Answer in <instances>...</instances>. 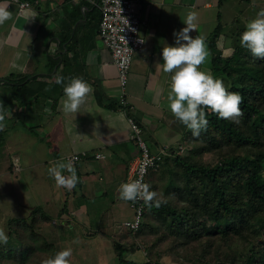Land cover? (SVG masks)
Instances as JSON below:
<instances>
[{
	"label": "crops",
	"instance_id": "1",
	"mask_svg": "<svg viewBox=\"0 0 264 264\" xmlns=\"http://www.w3.org/2000/svg\"><path fill=\"white\" fill-rule=\"evenodd\" d=\"M27 1L31 6L21 10L0 0L12 13L0 25V108L6 113L0 130V227L10 240V224L31 218L37 209L49 217L43 227L58 223L50 212L58 213L65 227L74 221L93 227L91 211L100 204L105 206L95 229L104 225L110 235H119L116 242L125 244L123 223L131 220L128 209H134L131 201L120 198L118 187L130 182L129 167L138 148L119 105L117 67L98 33L99 0ZM135 1L145 45L134 57L127 94L135 107L131 115L152 152L158 153L164 145L176 149L190 131L168 108L171 74L155 71L162 48L174 43L173 31L185 27L187 12L196 13V30L189 35L205 37L208 56L200 68L214 75V55L231 56L264 0ZM57 73L66 78L65 84L82 77L91 85L77 113L63 111V84L55 83ZM96 152L105 158L96 159ZM73 153L85 156L73 164L80 179L67 190L56 185L48 169L67 162ZM121 226L124 233L118 230Z\"/></svg>",
	"mask_w": 264,
	"mask_h": 264
},
{
	"label": "rangeland",
	"instance_id": "2",
	"mask_svg": "<svg viewBox=\"0 0 264 264\" xmlns=\"http://www.w3.org/2000/svg\"><path fill=\"white\" fill-rule=\"evenodd\" d=\"M238 45L240 47L236 53L239 52V56L243 55L244 60L252 63L255 58L250 51L244 48V53H241L243 47L240 43ZM253 97L255 98V94ZM241 117L239 118L240 122ZM240 122L237 124L244 130ZM186 145L187 147L185 146V150L181 154L182 157L193 159L198 163L214 165L227 157H254L260 152H264V137L242 143L229 140L228 137L221 135L211 127L208 132L203 130L199 137H193L191 133ZM152 182L153 185L157 183L155 188L157 198L166 199L168 203L179 209L186 205L184 199L180 200L182 193L185 199L190 198L191 190L198 187L200 183L197 178L189 177L182 167L176 165L172 160L154 172ZM235 186L236 182L232 181L230 190H235ZM238 195L244 196L245 194ZM239 203H242L241 208L244 211L253 204V200L245 196V198L239 199ZM93 206H97L99 209L91 211L93 227L91 224L82 227L85 224L81 226L76 221L72 226L65 227L61 223L60 216L55 212L49 214L52 218L58 219V223L49 222L46 227L41 228L40 235L36 231L33 232L31 228L23 226L26 230L25 237H35L39 249L30 252L29 257L22 264H44V261L54 256L56 252L67 247L72 248L71 264H121L114 246V243L120 240L119 235H110L104 225L101 230L94 227L99 222V214L105 205L96 204ZM253 210L244 212L241 234H236L232 230L229 233L205 236L197 241L189 240L176 228H170V219L163 215L149 213L145 217V227L136 238L133 237L134 234L131 231L126 230L127 235L121 237V240L126 238V245L132 243L133 250L136 251L132 256L138 263L159 259L163 264H244L247 262L264 264V212L262 209L258 214H255ZM134 217L135 211L128 209L127 218L134 219ZM28 220L27 217L26 221ZM230 225L233 228L240 227V224L236 222H231ZM121 229H124L123 226L118 228L122 231ZM93 231L95 233L93 236L84 234V232L92 233ZM21 232L22 230L18 229L17 238L24 236L22 234L24 232ZM122 232L124 233V231ZM33 234L36 236H32ZM10 237L7 244H16V237ZM28 240L30 241V239ZM50 245L51 247H49ZM6 259L8 258L2 257L0 254V264L12 261H6ZM12 263L15 264V262Z\"/></svg>",
	"mask_w": 264,
	"mask_h": 264
},
{
	"label": "trees",
	"instance_id": "3",
	"mask_svg": "<svg viewBox=\"0 0 264 264\" xmlns=\"http://www.w3.org/2000/svg\"><path fill=\"white\" fill-rule=\"evenodd\" d=\"M217 32V30H215ZM213 45V42H210ZM237 46L229 57H222L219 54L213 58L214 77H220L224 81L229 91L239 92L242 96L240 108L242 110L241 125L228 119H220L217 114L208 108L205 109L208 118V132L211 127L221 135L238 142H250L264 137V58H255L252 63L239 56ZM244 53V48L241 53ZM239 56V57H238ZM242 59V60H241ZM244 60V61H243ZM255 94V98L253 97ZM191 135L189 131L180 146H186ZM170 148L157 170L166 165L168 161H174L189 177L199 180V186L191 190V197L184 199L186 205L179 209L170 203H164L159 208L146 207L145 217L149 213L154 215H163L171 220L170 228H176L178 232L185 235L189 240H200L205 236L229 233L234 230L236 234H241L243 227L244 212L254 209L253 212L258 214L263 209L264 212V152H260L254 157H227L214 165L198 163L193 159L182 157L175 151L180 147ZM155 170V171H157ZM155 171L150 172L147 183L150 190L155 191L156 184L153 185L152 175ZM236 182L235 190H230V184ZM181 192L179 193V195ZM238 194H245L239 196ZM250 198L253 204L248 209L242 211L240 198ZM49 217L44 211L37 209L28 221L16 220V224H10L13 229L11 236H18V229H21L24 236L16 237V244L0 245V254L7 257L6 264H22L29 257V253L37 251L39 244L35 237H25L24 227L27 226L41 234V228ZM231 222L240 224V227L233 228ZM24 226V227H23ZM145 227V219L138 231L132 232L136 238ZM20 233V234H21ZM40 233V234H39ZM19 234V235H20ZM21 234V235H22ZM32 236H36L33 234ZM30 239V241L28 240ZM32 241V242H31ZM38 244V245H37ZM116 254L121 264H163L159 259L138 263L132 256L136 251L133 245L123 244L122 242L114 243ZM51 247V245L49 246ZM5 264V263H4ZM244 264H250L249 262Z\"/></svg>",
	"mask_w": 264,
	"mask_h": 264
},
{
	"label": "clouds",
	"instance_id": "4",
	"mask_svg": "<svg viewBox=\"0 0 264 264\" xmlns=\"http://www.w3.org/2000/svg\"><path fill=\"white\" fill-rule=\"evenodd\" d=\"M11 16L7 4L0 3V25L11 19ZM196 19L195 12H187L183 19L185 27L173 31L174 43L162 48V62L155 64V71L171 74L170 91L167 95L168 108L176 119L191 130L193 137H199L208 127L206 108L215 112L218 118L234 123H239V118L243 115L240 108L241 94L229 91L222 78L214 77L200 68L206 61L208 50L203 35H189L190 31L196 30ZM240 45L249 50L253 57L264 58V8L246 23L240 34ZM65 79L59 73L54 75L55 83L63 84V111L77 113L92 91L91 85L82 77H71L66 84ZM5 115L0 108V130L4 128ZM150 164V160H145L141 172H146ZM48 171L56 185L67 190L75 188L80 179L71 160L58 161ZM64 172L68 174L65 175ZM118 192L122 200L131 201L133 204L142 201L143 206L148 209L159 208L167 203L166 199L157 198V193L150 190V185L144 182L142 176L130 182H122ZM8 240L5 228L0 227V244H7ZM71 256L72 248L67 247L56 252L44 264H71Z\"/></svg>",
	"mask_w": 264,
	"mask_h": 264
},
{
	"label": "built area",
	"instance_id": "5",
	"mask_svg": "<svg viewBox=\"0 0 264 264\" xmlns=\"http://www.w3.org/2000/svg\"><path fill=\"white\" fill-rule=\"evenodd\" d=\"M6 1L15 3L21 10L31 6V3L27 0ZM98 6L101 11L98 33L104 45L111 51L113 62L117 67L120 82L119 105L127 115L131 129V139L138 148V155L129 167V181L142 176L144 182H147L150 172L159 168L170 147L164 145L158 153H153L149 143L144 138L143 128L136 117L131 115L135 107L128 99L127 87L134 57L143 50L145 45V37L141 33L144 22L139 15L135 0H99ZM184 150L185 147L182 145L175 152L182 154ZM84 156L73 153L68 155L66 160H71L75 164ZM94 156L96 159L105 158V154L102 152H96ZM145 160H150L151 164L147 166V171L142 173L141 167L144 166ZM16 167L17 169L20 167L18 162ZM131 206L135 211V217L124 221L123 226L131 232H136L145 219L146 207L143 206L142 201H137L135 204L131 202ZM133 225L136 226L133 227Z\"/></svg>",
	"mask_w": 264,
	"mask_h": 264
}]
</instances>
